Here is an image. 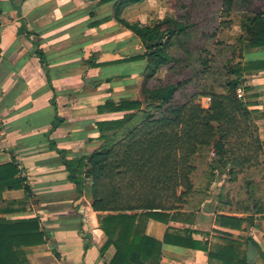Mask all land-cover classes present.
Masks as SVG:
<instances>
[{
  "label": "crops",
  "instance_id": "0c3cea01",
  "mask_svg": "<svg viewBox=\"0 0 264 264\" xmlns=\"http://www.w3.org/2000/svg\"><path fill=\"white\" fill-rule=\"evenodd\" d=\"M100 2L0 0V166L17 165L16 177H26L31 189L15 184L9 190L0 174V240L33 245L40 230L44 244L25 249L31 264H110L116 254L113 246L101 253L108 237L93 209L90 184L80 194L52 149L55 142L68 159L91 155L102 145L97 123L122 117L99 114L98 107L111 98L140 96L146 61L130 58L142 53L141 41L111 18L114 3ZM161 6V0H144L126 8L123 18L152 24V10ZM258 60H264V49L244 52L243 64ZM241 88L264 141V70L246 72ZM57 117L63 123L54 128ZM258 195L264 197V190ZM234 208L212 196L169 223L150 219L148 237L161 242L166 233L174 237L164 242L161 259L149 264H224L211 253L230 240L237 242L236 259L264 264V216L256 215L252 226L244 223L239 230L219 226L220 214L247 217ZM34 219L39 225L32 224L31 238L24 239L17 223ZM190 237L201 246H185L181 239Z\"/></svg>",
  "mask_w": 264,
  "mask_h": 264
},
{
  "label": "trees",
  "instance_id": "16d2710c",
  "mask_svg": "<svg viewBox=\"0 0 264 264\" xmlns=\"http://www.w3.org/2000/svg\"><path fill=\"white\" fill-rule=\"evenodd\" d=\"M143 1L100 2L114 3L111 18L141 41L142 53L130 58L146 61L139 98L120 101L111 98L98 107L99 114L113 113L122 117L97 123L102 145L91 155L68 159L67 151L52 143V149L62 157L70 173L69 180L77 186L79 193H84L90 184L93 209L99 213L100 227L108 237L101 253L111 246L116 249L110 264H149L151 259H161L164 242L169 243L174 234L166 233L164 242L152 239L145 234L147 223L150 219L169 223L182 215L196 191L194 159L203 149L214 152L213 173L227 174L230 183H236L252 169L264 167V141L259 136L249 104L237 92L246 72L264 70V60L244 64L242 61L245 51L264 49V11L246 13L242 17V32L234 47L240 52V60L235 61L233 56L228 61L223 91L214 87L204 89L179 101L177 94L188 81L157 86L151 83L162 68L183 61L175 52L177 48L187 47L191 25L167 17L153 24L123 18L126 8ZM235 7L236 0H223L220 26L224 29L232 28ZM185 52L189 54V51ZM40 55L42 57L43 53ZM201 63L206 69L204 72L209 71V61L201 60ZM206 97L211 98L208 108L201 102ZM61 123L63 120L57 117L54 128ZM0 174L5 175L9 190L16 184L17 188L30 193L27 178L16 177L20 174L17 165L0 166ZM214 174L208 189L215 182ZM249 185L253 187L255 183L246 181L242 192L247 193V198L241 195V198L230 200L231 194L219 197L221 203L232 208L237 206L232 211H242L247 217L220 214L217 217L219 226L239 230L244 223L252 226L256 215L264 216V197H259L258 191L252 193ZM262 188L264 190V186ZM193 214L189 213L190 216ZM32 224L39 225L35 219L17 223L24 231V239L31 238ZM15 226L13 223L8 229L14 230ZM185 232L190 233L189 230ZM181 241L189 248L201 246L191 237L189 241L186 238ZM44 242L40 230L33 245L16 244L11 238L0 240V264H31L25 249ZM202 249L207 250V246ZM237 249V242L230 240V244L211 256L224 258V264H249L247 258L236 259ZM261 254L264 259V253Z\"/></svg>",
  "mask_w": 264,
  "mask_h": 264
},
{
  "label": "rangeland",
  "instance_id": "374dc122",
  "mask_svg": "<svg viewBox=\"0 0 264 264\" xmlns=\"http://www.w3.org/2000/svg\"><path fill=\"white\" fill-rule=\"evenodd\" d=\"M161 4V10H152L153 14L148 23L153 24L167 17L186 22L191 25V28L189 38L186 39L187 47L183 50L177 48V52H175L177 57L183 61L170 63L162 68L151 84L157 86L169 82L188 81L184 89L177 94L179 101H185L188 96L204 89L214 87L223 91L228 61L233 56H235V61L240 60V52L234 47L242 32L241 19L246 13L264 11V0H236V7L233 11L234 24L231 29H224L220 26L223 19L220 17L223 0H161ZM185 51H189V54ZM201 60L209 61V71L204 72L206 69ZM201 102L205 108L209 107H207L208 104H204L203 98ZM213 163L214 152L212 150L203 149L195 157L196 191L189 199L187 209H198L207 197L212 196L217 200L221 195L228 194L234 195L235 200L241 195H245L243 198H247V193L242 192L247 180L255 183L253 187L247 186L248 189H253L252 193L263 190L260 184H264V167L252 169L236 183H230L227 174L213 173ZM213 174L215 182L213 183L214 189L211 190L212 186L208 189V185L214 177Z\"/></svg>",
  "mask_w": 264,
  "mask_h": 264
},
{
  "label": "built area",
  "instance_id": "2783aa9c",
  "mask_svg": "<svg viewBox=\"0 0 264 264\" xmlns=\"http://www.w3.org/2000/svg\"><path fill=\"white\" fill-rule=\"evenodd\" d=\"M237 92H238V95L241 97V94H242V88H239ZM203 100H204V104H208L207 106L210 105V103H211V98L206 97V98H203Z\"/></svg>",
  "mask_w": 264,
  "mask_h": 264
},
{
  "label": "water",
  "instance_id": "95a60500",
  "mask_svg": "<svg viewBox=\"0 0 264 264\" xmlns=\"http://www.w3.org/2000/svg\"><path fill=\"white\" fill-rule=\"evenodd\" d=\"M93 1H95V0H93Z\"/></svg>",
  "mask_w": 264,
  "mask_h": 264
}]
</instances>
